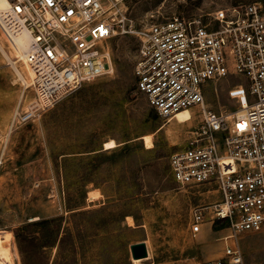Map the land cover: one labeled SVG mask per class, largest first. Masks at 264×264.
<instances>
[{
    "label": "rangeland",
    "instance_id": "rangeland-1",
    "mask_svg": "<svg viewBox=\"0 0 264 264\" xmlns=\"http://www.w3.org/2000/svg\"><path fill=\"white\" fill-rule=\"evenodd\" d=\"M253 1L264 2L186 0L185 4L171 7L168 0H126L123 6L136 30H140L172 11L203 14ZM108 44L112 74L61 94L52 106L27 121L13 122L16 111L24 110L34 94L32 88H27L20 102L23 86L18 73L29 83L27 67L17 57L15 45L8 43L0 31V238L6 239L4 244H8L13 264L20 261L12 229L26 221L66 216L67 198H76L72 183L83 176L99 183V188L89 185L81 202L82 208L91 213L77 220L82 234L93 241L87 252L91 264H199L221 256L230 243L223 239L229 233L227 222L216 219L210 223L206 215L201 231L195 236L190 232L192 210L216 201L219 195L215 187L181 186L169 171L170 155L188 146L190 132L199 120L197 108L191 109L192 119L185 122L159 116L154 121L150 117L145 120L151 107L145 95L136 90L133 73L138 38L116 35ZM9 61L14 62L18 73ZM237 83L246 85L247 80L235 74L209 82L204 89L208 105L215 111L232 110L234 103L226 90ZM78 90L87 95H105L106 100L81 116L51 111L57 102ZM152 122L158 126L156 130L146 128ZM145 135L151 136L150 146L144 143ZM130 137L128 151L112 153L116 146L124 145L123 139ZM109 139L115 141V146L105 148ZM64 156L70 157L66 165L55 167L53 157L60 161ZM66 175L72 182L67 188L61 182ZM120 176L126 181L117 182L116 177ZM94 190L95 198L90 199L89 193ZM132 194L140 198L130 208L135 219L127 215L132 218L131 223L127 216L120 221L116 204ZM138 241L145 242L148 256L134 262L129 245ZM237 241L246 264H264V229L241 232Z\"/></svg>",
    "mask_w": 264,
    "mask_h": 264
},
{
    "label": "built area",
    "instance_id": "built-area-1",
    "mask_svg": "<svg viewBox=\"0 0 264 264\" xmlns=\"http://www.w3.org/2000/svg\"><path fill=\"white\" fill-rule=\"evenodd\" d=\"M124 1L7 0L0 11L6 41L16 45L22 31L30 35L22 62L31 75L29 83L22 81L20 102L27 88L34 94L13 122L27 121L61 94L112 74L109 39L137 36L136 90L161 118L176 119L186 110L188 121L193 107L199 113L188 146L170 155L169 171L181 186L211 185L219 195L192 210L191 234L201 231L209 215L210 223L226 220L229 233L223 239L230 240L221 256L199 264H246L237 235L264 229V2L203 14L172 11L136 30ZM168 2L177 7L186 0ZM235 74L247 84L226 90L233 109L213 110L205 100L206 85ZM42 95L50 98L46 105Z\"/></svg>",
    "mask_w": 264,
    "mask_h": 264
},
{
    "label": "trees",
    "instance_id": "trees-1",
    "mask_svg": "<svg viewBox=\"0 0 264 264\" xmlns=\"http://www.w3.org/2000/svg\"><path fill=\"white\" fill-rule=\"evenodd\" d=\"M81 90L57 102L51 111L53 113L68 111L81 116L88 109L102 104L106 100L105 95L82 94ZM149 117L153 121L158 118L157 113L152 108L148 109L145 120ZM146 128L156 130L158 126H155V123L152 122V124L146 125ZM131 139V137L123 139L122 141H125L124 145L122 147L116 146L112 153L117 154L120 151H128L131 146V141H129ZM138 145H141V143H138ZM98 153L102 154L101 151H98ZM69 158L64 156L59 161L57 157H53L54 166H65ZM116 179L117 182H120V180L126 181L124 176L116 177ZM124 181L123 183H125ZM61 182L65 188L72 183L67 175L61 177ZM72 184L76 198H67L65 202L66 216L53 215L26 221L12 229L20 264H91L87 260V252L91 249L93 241L82 234L81 225H78L77 220L91 213V210L82 208L81 202L89 191V185L91 184L92 188H99V183L92 177L83 176L77 178L76 183ZM137 197L132 194L120 198L121 202L116 204L119 207L120 221L127 215L135 219V216L130 212V208L139 201L140 198ZM94 211L98 213L97 211L100 210ZM216 221L226 222L225 219H217ZM115 264L123 263L119 261Z\"/></svg>",
    "mask_w": 264,
    "mask_h": 264
},
{
    "label": "bare ground",
    "instance_id": "bare-ground-1",
    "mask_svg": "<svg viewBox=\"0 0 264 264\" xmlns=\"http://www.w3.org/2000/svg\"><path fill=\"white\" fill-rule=\"evenodd\" d=\"M7 0H0V11L5 9L7 7ZM16 45L15 48L18 50L17 51V57H20L22 60L24 59V53L29 49L30 47V35L27 31H22L15 39ZM13 68L15 69L16 73L19 72L18 68L14 65L13 61H9ZM27 67V66H26ZM27 72L28 75H31L30 69L27 67ZM18 77L22 80L25 81V77L21 74L18 73ZM26 82V81H25ZM61 94V92L58 93V95ZM50 98H48L46 95H42L40 97V101L43 105H46L49 102ZM189 117V112L188 111H181L177 113L176 119L178 121H185ZM150 135V134H149ZM149 135H145L143 138L145 140L144 143H146L147 146L151 145V140ZM115 146V141L113 139H109L105 141L104 147L105 148H111ZM95 190L90 191L89 193V198L94 199L95 198ZM127 219L129 223L132 222V218L130 216H127ZM4 236V234H2ZM6 238V236H4ZM6 241L0 238V264H13V260L11 257V252L8 248V244L5 245L4 242ZM7 242V241H6ZM15 255L17 256V252L15 250ZM17 258V257H16ZM134 262H137L138 260H133Z\"/></svg>",
    "mask_w": 264,
    "mask_h": 264
},
{
    "label": "water",
    "instance_id": "water-1",
    "mask_svg": "<svg viewBox=\"0 0 264 264\" xmlns=\"http://www.w3.org/2000/svg\"><path fill=\"white\" fill-rule=\"evenodd\" d=\"M129 253L132 260H141L148 256L147 246L144 241H138L129 245Z\"/></svg>",
    "mask_w": 264,
    "mask_h": 264
}]
</instances>
